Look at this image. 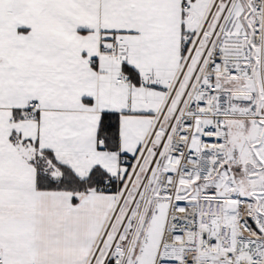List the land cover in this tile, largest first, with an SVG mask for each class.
<instances>
[{"label":"snow or ice","instance_id":"snow-or-ice-1","mask_svg":"<svg viewBox=\"0 0 264 264\" xmlns=\"http://www.w3.org/2000/svg\"><path fill=\"white\" fill-rule=\"evenodd\" d=\"M0 264H264V0H0Z\"/></svg>","mask_w":264,"mask_h":264}]
</instances>
